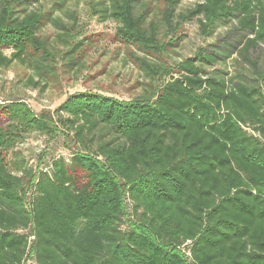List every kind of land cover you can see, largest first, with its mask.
I'll list each match as a JSON object with an SVG mask.
<instances>
[{
  "label": "trees",
  "instance_id": "obj_1",
  "mask_svg": "<svg viewBox=\"0 0 264 264\" xmlns=\"http://www.w3.org/2000/svg\"><path fill=\"white\" fill-rule=\"evenodd\" d=\"M43 1L0 0V68H51ZM181 2L163 0L160 20L145 0L93 8L147 55L162 47L161 25L176 33L196 19L209 36L235 24L254 76L216 67L222 48H199L174 68L137 57L161 83L136 99L76 92L41 112L22 97L0 103V264H264V57L248 54L264 48V0ZM65 132L77 149L47 169L7 158L31 133Z\"/></svg>",
  "mask_w": 264,
  "mask_h": 264
},
{
  "label": "rangeland",
  "instance_id": "obj_2",
  "mask_svg": "<svg viewBox=\"0 0 264 264\" xmlns=\"http://www.w3.org/2000/svg\"><path fill=\"white\" fill-rule=\"evenodd\" d=\"M100 0H45L36 7L49 14L39 30V36L50 50L51 58L42 65L39 73L29 63H14L0 68V103L9 98L22 97L36 112L56 109L68 96L76 92H93L116 97L120 100L136 99L146 94V89L160 84L159 76L153 79L142 70L137 57L146 58L161 69L174 68L182 59L193 55L199 48L223 49L229 54L226 62L216 67L233 75L253 77V70L245 61L239 44L243 32L235 24L219 26L212 35L201 33L196 19L179 25L176 33L166 34L161 25L158 53L144 54L136 46L128 45L116 34L117 23L102 21L93 5ZM197 0H182L178 11H186ZM61 2V5L56 4ZM149 18L159 19L163 0H145ZM159 22V21H158ZM248 35H245L246 39ZM78 43L79 49L69 54ZM9 54L10 52L7 51ZM248 54L261 59L262 46L251 48ZM156 68V67H155ZM176 77L178 73L172 71ZM32 82H38L37 88ZM72 133L65 132L54 139L40 133H31L9 151L10 159L19 152L30 165L48 168L53 159L70 156L77 149ZM107 137V136H106ZM125 199V212L131 215V206Z\"/></svg>",
  "mask_w": 264,
  "mask_h": 264
}]
</instances>
